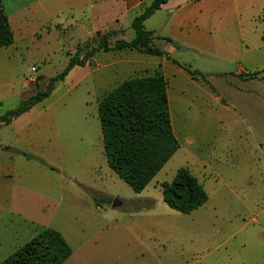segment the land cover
Masks as SVG:
<instances>
[{
	"label": "crops",
	"instance_id": "obj_1",
	"mask_svg": "<svg viewBox=\"0 0 264 264\" xmlns=\"http://www.w3.org/2000/svg\"><path fill=\"white\" fill-rule=\"evenodd\" d=\"M2 2L14 33V43L0 49V114L4 102L13 100L19 105L47 87L44 85L50 77L42 73L41 85L27 86L23 81L27 57L31 52L44 50V43L49 42L47 37L51 38L50 33L40 37L44 28L53 23L74 26L77 28L76 42L91 39L100 30L104 33L119 32L124 38L127 34L124 24L130 22L132 25L142 8L152 0ZM144 25L153 33L155 46L164 55L148 56L136 51L101 52V57H104L101 70L110 69L111 77L116 78L125 70L136 75L153 74L160 69L168 86H212L211 82L193 80L186 68L210 80L215 76L226 86H246L250 82L255 85L264 78V0H171ZM68 62L69 59L64 68ZM199 62L226 67L228 71L212 72ZM85 67L74 68L67 78L85 70ZM251 74L258 76L248 79ZM55 93L56 86L50 97L0 128V263L44 229L57 230L65 237L66 223H58V218L71 219L82 210L98 212L102 204L97 206L95 197L109 199L114 194L106 190L108 184L101 182L98 176L75 181L66 174L68 155L73 154L74 117L70 112V94L66 92L56 98ZM215 99L220 101L222 110L231 109ZM170 116L179 141L180 131L175 129L171 109ZM81 119L87 122L86 116ZM218 121L223 124L224 118H218ZM57 152L63 159V164L58 166L50 163L48 157ZM25 154L33 159H27ZM97 166L95 163L92 165ZM104 171L113 187L117 186L118 176L109 167ZM158 175L154 179L156 182L152 181L153 187L160 184ZM148 187L134 201V214L141 222L130 221L119 230V227L114 229L118 230L119 243L124 245L115 247L117 260L121 263L132 264L139 250L143 256L158 254L162 258L167 245L177 235L168 218L178 215L164 203L163 192L156 196L148 191ZM123 204L124 201L121 206ZM51 219L56 220L53 225L47 223ZM84 241L82 249L91 246L89 237ZM243 242L240 245H244ZM248 242L264 246V228L253 232ZM75 256L73 251L65 264H70ZM231 256L232 253L227 255V261L233 262L229 260Z\"/></svg>",
	"mask_w": 264,
	"mask_h": 264
},
{
	"label": "rangeland",
	"instance_id": "obj_2",
	"mask_svg": "<svg viewBox=\"0 0 264 264\" xmlns=\"http://www.w3.org/2000/svg\"><path fill=\"white\" fill-rule=\"evenodd\" d=\"M124 25L127 34L123 38L119 32L115 33L109 39L111 46L118 39L128 41L134 37L130 22ZM76 30L74 26L58 23L42 30L40 37L50 33L51 38L47 37L49 42L44 43V50L31 52L24 62L23 81L27 86L41 85V73L50 79L56 76L70 54H75L77 45L89 42L94 48L97 33L106 34L100 30L91 39L76 42ZM89 51L86 49L80 57ZM102 58L101 52L96 53L85 70L55 85L56 98L66 92L70 94V112L74 117L73 154L68 155L66 174L75 181L98 176L108 184L106 190L114 193L102 203L103 211L101 208L98 212L82 210L71 219H57L58 223H66L65 232L69 235L63 233L76 253L70 264H125L116 257L115 247L122 245L117 231L130 221L141 222L133 210L139 194L118 177V185L113 187L105 176L104 169L108 166L98 104L122 81L145 73L134 75L131 70H125L112 78L110 69L101 70ZM201 65L212 72L228 71L226 67ZM261 80L255 85L250 82L246 86H226L214 76L204 81L212 86H168L169 107L175 129L180 131V149L158 175L160 184L153 187L154 180L148 191L162 195V184L172 183L179 169L188 168L203 185L209 200L189 215L176 212L178 216L168 218L178 231L175 230L177 235L167 245L162 258L158 254L143 256L139 250L132 264H264V246L248 242L253 232L264 228V78ZM215 98L231 109L222 110ZM18 106L13 100L6 101L0 115ZM83 116L87 117L86 123L81 119ZM218 118H224L223 124ZM48 157L53 165L63 164L58 152ZM94 163L97 168L92 167ZM115 200L124 204L113 208ZM55 221L51 219L47 223L53 225ZM85 237L90 238L91 246L82 249ZM230 253L229 260L233 262L227 261Z\"/></svg>",
	"mask_w": 264,
	"mask_h": 264
},
{
	"label": "trees",
	"instance_id": "obj_3",
	"mask_svg": "<svg viewBox=\"0 0 264 264\" xmlns=\"http://www.w3.org/2000/svg\"><path fill=\"white\" fill-rule=\"evenodd\" d=\"M170 1L152 0L144 6L131 25L135 36L130 41L118 39L111 46L109 39L118 32H98L96 47L91 48L89 42L77 45L66 67L49 80L44 91L0 116V128L50 97L57 83L65 81L74 68L90 64L96 53L136 51L148 56H163L164 53L155 46L153 33L147 31L144 24ZM156 39L171 42L165 38ZM13 43L14 33L0 0V49ZM86 49L90 51L80 57ZM186 70L193 80L206 81L199 72ZM257 76L251 74L247 78ZM98 119L107 165L135 193H142L180 149L171 122L168 82L160 69L153 74L132 77L106 93L98 104ZM25 156L33 159L30 155ZM162 192L164 203L183 215L193 213L209 200L203 185L188 168L179 169L172 183H163ZM105 199L108 200L95 197L96 205L101 206ZM72 255L73 249L62 233L47 228L0 264H65Z\"/></svg>",
	"mask_w": 264,
	"mask_h": 264
},
{
	"label": "water",
	"instance_id": "obj_4",
	"mask_svg": "<svg viewBox=\"0 0 264 264\" xmlns=\"http://www.w3.org/2000/svg\"><path fill=\"white\" fill-rule=\"evenodd\" d=\"M120 205H121V203L118 200H115L114 203H113V205H112V207L113 208H117Z\"/></svg>",
	"mask_w": 264,
	"mask_h": 264
}]
</instances>
